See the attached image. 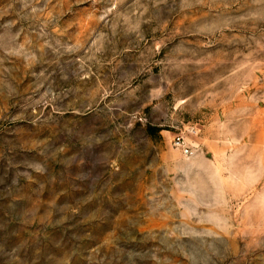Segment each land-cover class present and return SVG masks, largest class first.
I'll use <instances>...</instances> for the list:
<instances>
[{
    "label": "rangeland",
    "instance_id": "374dc122",
    "mask_svg": "<svg viewBox=\"0 0 264 264\" xmlns=\"http://www.w3.org/2000/svg\"><path fill=\"white\" fill-rule=\"evenodd\" d=\"M0 264H264V0H0Z\"/></svg>",
    "mask_w": 264,
    "mask_h": 264
},
{
    "label": "built area",
    "instance_id": "2783aa9c",
    "mask_svg": "<svg viewBox=\"0 0 264 264\" xmlns=\"http://www.w3.org/2000/svg\"><path fill=\"white\" fill-rule=\"evenodd\" d=\"M174 145L177 149H180L186 156H191L194 154L192 147L189 145L183 135H178L175 138Z\"/></svg>",
    "mask_w": 264,
    "mask_h": 264
}]
</instances>
